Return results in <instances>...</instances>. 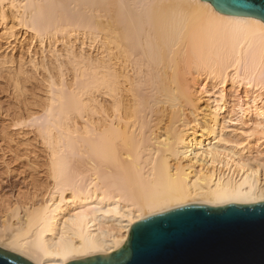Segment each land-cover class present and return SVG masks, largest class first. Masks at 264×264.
<instances>
[{
  "label": "bare ground",
  "instance_id": "bare-ground-1",
  "mask_svg": "<svg viewBox=\"0 0 264 264\" xmlns=\"http://www.w3.org/2000/svg\"><path fill=\"white\" fill-rule=\"evenodd\" d=\"M6 8L66 54L52 50L58 81L49 72L45 102L25 113L45 193L7 209L2 250L66 264L111 254L133 224L175 208L264 202L261 20L202 0H0V21ZM23 75H4L17 95Z\"/></svg>",
  "mask_w": 264,
  "mask_h": 264
},
{
  "label": "water",
  "instance_id": "water-1",
  "mask_svg": "<svg viewBox=\"0 0 264 264\" xmlns=\"http://www.w3.org/2000/svg\"><path fill=\"white\" fill-rule=\"evenodd\" d=\"M219 13L264 23V0H202ZM0 264H32L0 248ZM66 264H264V202L187 205L133 224L108 255Z\"/></svg>",
  "mask_w": 264,
  "mask_h": 264
},
{
  "label": "rangeland",
  "instance_id": "rangeland-1",
  "mask_svg": "<svg viewBox=\"0 0 264 264\" xmlns=\"http://www.w3.org/2000/svg\"><path fill=\"white\" fill-rule=\"evenodd\" d=\"M6 9H4L6 18L4 22L0 21V62L5 63L2 69L3 74H0V230L8 223L15 224L7 209L19 206L22 211L23 205L39 201L44 192L43 187H46L45 183L48 182L45 178L43 164L46 157L45 147L36 136L34 127L28 125L30 119L26 118V114L29 115L30 111H32L30 115H33L34 111H36L34 114L39 112L37 110H40L42 103L45 102L43 97L45 96L44 90L47 89L46 84H48V79L45 82L47 74L51 72L55 80L58 78V73H55L56 62L54 63L55 60L52 57L55 55L53 51L58 48L57 51L61 54V58H64L66 54L59 41L56 42V47L49 46L47 43L40 45L32 38L33 36L31 37V32L15 22L9 9ZM74 43L79 49L80 44ZM86 49L89 53L93 52V50ZM19 67L26 74L23 77H28L27 80L24 79L26 83H24L23 97L12 90L10 80L4 76L6 72L10 74L16 72ZM65 71H67L65 72L67 81L71 82L72 73Z\"/></svg>",
  "mask_w": 264,
  "mask_h": 264
}]
</instances>
